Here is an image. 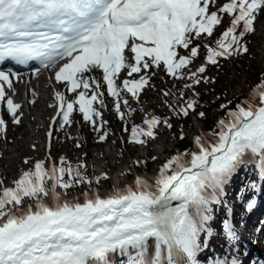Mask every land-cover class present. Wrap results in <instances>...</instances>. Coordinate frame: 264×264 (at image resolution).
Wrapping results in <instances>:
<instances>
[{
	"label": "trees",
	"instance_id": "1",
	"mask_svg": "<svg viewBox=\"0 0 264 264\" xmlns=\"http://www.w3.org/2000/svg\"><path fill=\"white\" fill-rule=\"evenodd\" d=\"M190 7L184 26L174 28L169 25L161 38L157 35L151 36L147 44L156 54H161V58L158 59L152 56L153 60L165 65V71L170 78L186 77L189 80L187 83L194 87L191 91L183 86L179 88L182 105H178L171 97L162 101L163 105L156 109H149L148 112H140L137 108L138 102L146 100V89L157 90V74L148 57L137 58L135 61L143 71L139 68L135 69L134 66L129 67L123 79L127 88L123 93L114 94L113 102L119 109L121 95L125 101H129V111L133 114L130 124L131 135L154 137L157 131L175 129L173 132L177 135L176 147L182 162L187 161L197 166L204 159L188 132L194 127L192 112L199 116L206 132L222 137L226 143L242 138L251 148L258 149V155L263 156L264 104L256 109L258 105L256 102L258 97L264 98V66L252 63L251 56L257 54L253 52V45H259L254 36V28L255 22L259 19V10L264 7V0H193ZM203 23L206 24L203 25ZM231 41L236 42L234 48ZM238 48L241 52L237 53ZM166 54L171 55L167 57ZM232 55L235 56L230 59ZM198 59H203V62L191 73L187 71L186 66ZM249 60L250 63H248ZM227 61L236 65L238 74L244 72L247 87H253L251 99L245 97L246 90H240L234 95L231 93L230 87L236 89L235 86L239 83L240 77L235 80L220 77L219 73L225 72L224 67ZM114 70L117 73L120 72L118 66ZM199 84H201L200 87ZM129 96H132L135 101L130 102ZM99 104V99L94 98L93 105L97 109L100 108ZM70 116L72 120L84 119L85 110L79 114L71 113ZM238 120L239 123L236 122ZM240 123L241 129L237 134L232 135L230 127ZM108 126L107 135L111 136L115 130L113 126ZM121 152L123 153L122 150ZM172 153L175 155V150ZM86 156L89 155L86 154ZM145 159L146 168H149L155 160L148 156ZM163 162L173 175L178 173L175 160L164 159ZM215 162L217 164L221 162L222 165L218 178L224 184H232L235 190L236 204L230 205L228 210L235 220L244 222L243 217L248 215V203L260 199L258 194L248 189L249 185L258 186L249 175L254 170L255 164L241 158L234 147L217 154ZM136 163L139 165L138 162ZM59 173L62 174L65 185L72 190L84 182L85 177L80 163L72 162L66 166L61 164ZM235 180L238 186H234ZM14 187L16 190L12 191V195L16 198L21 197L23 187L19 184H15ZM230 195L229 193L227 200L230 199ZM203 202V207L199 211L195 210L191 213L188 227L179 236L183 248L187 253H192L205 246L202 232L205 228L211 227L207 221L208 213L211 212L221 228L216 229L217 238L210 241V253L199 258L200 264H218L221 261L232 264L235 256L239 257L244 253L240 245L245 246L246 243L237 230L223 217L222 210L227 208L225 202L222 201L221 206ZM9 206L10 203L5 200L1 211L6 212ZM261 218L263 220L264 216ZM256 223L258 225L255 226V231L261 225V220L258 219ZM234 233L238 235L235 241L232 239ZM159 244L166 248L164 242ZM142 249L143 247L140 246L135 247L133 253L126 256L124 261L131 264H146L137 260Z\"/></svg>",
	"mask_w": 264,
	"mask_h": 264
},
{
	"label": "rangeland",
	"instance_id": "2",
	"mask_svg": "<svg viewBox=\"0 0 264 264\" xmlns=\"http://www.w3.org/2000/svg\"><path fill=\"white\" fill-rule=\"evenodd\" d=\"M139 1L145 2L146 0ZM192 1L193 0H163L164 9L170 8L168 10L170 12V15L166 20L167 24H163L160 27L158 25L146 27L144 31L140 32L141 34L134 32L127 34V36L125 37V44L123 48L119 49L116 47V58L111 66L106 65L105 60L102 59V55H93L92 53H86L85 59L88 61V63L79 70L74 80L63 81L59 78L58 75L53 72L54 75H56V83L54 84L55 86H53L51 73L46 72L45 75L50 82L48 86V93L53 96L50 98V102L49 105H47L45 113L44 120L45 122H47V126L45 127L44 125H39L38 129H40L34 134L36 136L44 135L45 138L43 144L45 146H48L50 143H52V145L56 148V157L54 159L50 157V154L47 152V150L43 152V158L45 159L44 162L46 165H51V163L57 165L58 163H60V165L62 164L65 166L66 164L77 162L81 164L82 173H87L89 175V177L85 176L84 182L81 186L73 190L66 186H61V182L63 180L60 182L59 190H64L65 192H67L69 197L77 194H90L96 189L97 186L103 193L112 190V182H110L109 180L106 181L105 178H98V176H96V172L99 171L100 166L105 165V161H103L102 158L104 159L107 157V159L109 158L110 165H116L113 158L115 155L113 149L115 147L113 138L117 143L116 147L123 151V156L119 158V164L116 167V170H122L127 164H131L135 161V165L132 169L140 171L141 175L142 173H144L141 170V167L146 161L145 159H143L142 155L146 154L147 147L150 148L147 156L149 158L152 157L155 159L150 169L151 173L153 172L154 175H156L160 179V181H165L168 185L174 183L175 181H178L179 179H186V189L189 188V191L192 192L190 193L187 191V194L190 197L189 199L188 197L186 199L187 203L193 202L192 206L188 207V211H186L183 215H179L180 217L178 216L176 219V222H178V228L174 235L177 242H179V247L181 244L179 236L181 235L182 230L188 227V219L191 216L190 213L192 211L194 212L195 210L199 211V209L203 207V200H207L208 198L210 199L213 197L210 195V188H216L217 190H219V186L216 182H214V184H211L209 180H207V178L212 179L211 173H208L207 170L212 169L214 175H216L218 174L222 166L221 162L218 164L214 162V157H216L215 155H217L220 151L224 152L227 149L230 150V148L235 146V143L234 141L231 142V140L227 143L223 142L220 137H213L206 133L203 122L194 112L192 114V122H194V127L193 129L188 130V132L193 138L195 144H197L202 150H204V152H209L210 154L208 158L201 163V166L198 167V169H195L193 165H182V158H180L178 148L176 147L177 135L173 132V130L175 129L159 131L153 138V140H151V138L149 140L148 137L143 135L132 138L130 134V124L133 114H131V112L129 111L130 103L129 101H125L123 95H121V106L119 109H117L116 105L113 102V96L117 92L123 93L125 91L126 84L124 83L123 79H125V73L129 70V67L134 66L135 69L139 68L141 71H143L141 67L135 64V58L133 57V52L136 50L135 48L139 47L137 45L140 43L143 45L148 44V40L151 36L153 37L157 34L161 35L164 29H168L169 24H171V27L174 28H180L184 26L186 24V16L189 14L191 8L190 4L192 3ZM258 15L259 19L257 21L254 36L259 45H253V52H257V54L255 53L256 55H252L251 57L253 59L252 63L255 62V64H257L258 66H264V7L259 10ZM165 25H167L166 28ZM142 49L144 50L142 56L146 58L148 57L153 68H155L158 83L157 90H152L150 88L145 90L146 100L144 102H138L137 108L140 110V112H148L149 109H156L160 105H163L164 102L162 101H164L166 98L171 99V97L174 101L177 102L178 105L181 106L182 101H180L179 88L183 86L188 91H191L194 87L187 83L189 80L186 77H183V79L170 78L168 73L165 71V65L163 63H156L153 60L154 54L150 52L148 48ZM200 62H203V59L195 60L188 66V68H186V70L191 73L193 69H196L198 67V63ZM248 63H250V60L248 61ZM117 66L120 70V72L118 73L114 70ZM235 66L236 65L233 62L227 61L224 67L225 72H220V77L229 78L231 80H235L240 77L239 83L235 86L236 89L234 87H230V91L233 95L237 94L240 90H246V92L248 93L249 87H247V82L245 80L246 76L244 72L238 74ZM198 86L200 87L201 84H199ZM47 96L48 95H45V98ZM58 97H61L64 100L65 107L60 113L59 117L61 118L56 125L58 130L54 135H50L51 131L49 125L55 118V114L58 112ZM94 98L99 99L100 108L98 109L92 103ZM258 98L259 99L256 103H258V105H261L264 101V98ZM129 99L130 102L135 101L132 96H129ZM6 100L7 101L4 103L0 100V122L9 120L8 111H10V109H12L14 106V98L12 97V95H10V93H8ZM21 102H23L22 108L26 110L27 103L24 100V96L22 97ZM82 110H85L86 117L84 119H71V113L79 114ZM37 111L38 110H36L35 116L37 117V120H39V111ZM119 112L121 115L119 114ZM236 122L239 123V120ZM108 125L113 126L115 130L114 134L111 135L110 138L106 137L108 136L106 135L107 129L109 127ZM240 125L241 123L238 125V127L231 128L230 131L232 132V135L238 133V131L241 129ZM11 127H16L15 121L11 122ZM26 129L27 131L25 132V134L21 135L20 133L9 130V128L6 126L0 128V164L4 161H8V155L3 152L6 138L7 143L10 145H13L14 143H16V141L19 143L23 142L25 151L31 149L32 143H29L27 141L32 135L30 122L27 123ZM204 144H206L207 147H205ZM97 148H99V152L96 151ZM64 149H72L73 151L72 156L68 159L62 152L65 151ZM174 150L176 152L175 155H173L172 153ZM104 151H108L110 153V156L108 157L107 155H105L103 153ZM99 153L103 154V156L101 157ZM240 153L242 152L240 151ZM83 154H88L89 156H86L88 157V159H84L82 162ZM38 159L34 158L33 156H29L28 160L25 163L26 168H28V166L29 168H32V166ZM164 159H169V161L175 160L177 166L181 167L182 169L181 174L178 176H173L172 172H170L164 164ZM95 161L97 163H94ZM136 162H138L139 165H137ZM94 164H96L95 167H93ZM186 169H190V171L185 173ZM200 169H202L205 174L203 173V175L196 177L195 174ZM16 175L5 177V184H3V180L0 179V198H9L8 195H5V193L7 192L6 187H11L9 186V183L15 182V180L17 179ZM135 176L136 175H133V177ZM203 179L206 180V183ZM44 186L49 192L50 187L46 185ZM198 189H201L202 193L200 194L199 200L194 201L193 196L194 194H196V192H198ZM219 192H221V190H219ZM21 197L23 198V200H20V203H23V205L21 206L27 205L26 200L28 198L30 200L29 205H32L38 199L37 192H34L33 194L25 193ZM231 201L232 202L230 205L233 206L234 203H236L235 198L232 197ZM16 207L17 201H13L12 204H10L9 209L12 211ZM1 217L2 216H0V218ZM210 219L211 222L215 220V224L219 227L218 220L216 221L215 218H212V215ZM211 222L209 224H211ZM238 225L239 223H236L235 225L237 229L239 227ZM11 227L12 226H9L8 229H11ZM246 229H248V233H250L252 231V226H245V228H241L243 234L246 232ZM255 237L258 239L260 236ZM158 238V234H156L155 236H151L150 238L145 240H142L140 238L134 241L132 243V246L148 242L149 246L146 253L150 252L152 254L154 253L152 247L155 243V240H157ZM261 242L262 245H264V242ZM253 246H258L264 252V247L259 246L257 242L256 246L254 244ZM198 258L199 256H194V260L197 261L196 264H199ZM248 262L249 258L246 257L242 259V261H235V263L233 264H248ZM250 264H255V261L253 260L252 262H250Z\"/></svg>",
	"mask_w": 264,
	"mask_h": 264
},
{
	"label": "bare ground",
	"instance_id": "3",
	"mask_svg": "<svg viewBox=\"0 0 264 264\" xmlns=\"http://www.w3.org/2000/svg\"><path fill=\"white\" fill-rule=\"evenodd\" d=\"M154 4L157 5L156 10L150 9ZM141 7H148L150 13L143 14ZM161 7L162 0H148L143 5H139L135 0H114L113 8L114 13L118 15V21L112 26L117 27V36L119 37L126 28L139 27L150 15L161 12ZM101 38L104 40L105 36L101 35ZM92 48L97 51L95 47ZM113 51L114 48L109 55H112ZM109 55L103 54V59L109 61ZM82 59L79 55V58L66 63L59 74L69 78L71 72L68 75L65 73L79 66ZM46 72L51 73L52 84L55 86L54 68L39 72H23L16 76L0 70V89H4L2 87L4 84L6 93H10L14 98V106L8 111L9 120L0 122V128L6 126L9 130L24 135L27 123L30 122L32 134L27 140L32 146L27 151L23 142L16 141L10 145L6 138L3 152L8 155V161L0 164V179L3 180V184L6 182L5 177L28 169L25 163L29 156L44 159L43 152L47 150L50 157L53 159L56 157V148L52 143L45 146L43 144L45 136L34 135L40 129L39 125H47L44 120L45 113L53 96L48 93L50 82L45 75ZM45 95L48 96L45 98ZM23 96L27 103L26 110L22 108ZM36 110L39 111H37L39 120L35 116ZM13 121L16 122L14 128L11 127ZM64 150L62 152L67 159L72 156V149ZM96 151L99 152V148ZM103 153L110 156L108 151ZM51 165L47 164L48 167ZM189 171L190 169H186L185 173ZM221 171L222 167L219 173ZM252 176H256V173L253 172L250 178ZM185 180L182 178L168 185L150 172L148 175L142 173L135 176L118 188L113 187L105 193L97 188L90 194L67 196L66 199H61L58 194H51L50 199L59 201L55 213L51 215H45L36 205L17 206L11 213L0 218L1 229L10 222L13 224L11 229L3 231L4 236L0 239V264H74L81 257L78 246L85 242L88 248L96 253L97 259L94 260L96 264H116L126 250L133 248L131 246L134 241L140 238L145 240L161 233L171 239L176 256L183 258L184 252L178 246L174 235L176 230L171 231L168 223L176 221L177 217L188 211V207L193 204L192 201V203L186 201L187 197L188 199L190 197L187 191L192 192L189 188L186 189ZM203 180L206 183V180ZM210 191L217 190L213 188ZM201 193V189H198L193 200L198 201ZM31 209L34 210L32 213ZM253 250L258 251L254 246ZM123 260L121 258L117 263L126 264Z\"/></svg>",
	"mask_w": 264,
	"mask_h": 264
}]
</instances>
